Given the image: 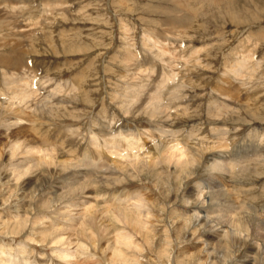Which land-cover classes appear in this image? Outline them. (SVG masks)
<instances>
[{"label": "rangeland", "instance_id": "rangeland-1", "mask_svg": "<svg viewBox=\"0 0 264 264\" xmlns=\"http://www.w3.org/2000/svg\"><path fill=\"white\" fill-rule=\"evenodd\" d=\"M16 3L13 13L7 8L0 11V54L21 48L18 56L23 54L26 67H31V75L36 77L30 88L38 87L43 93L41 88L45 86L46 91L53 92L45 98L51 103L38 110L32 107L20 116L0 110V118H8L4 123H11L17 116L24 119L9 128L0 125V264L9 263L12 257L16 259L14 264H264L263 231L254 230L256 224L264 223V0ZM174 14L186 17L184 25L169 23ZM146 35L158 43L145 42ZM17 42L22 47L15 46ZM159 49H170L161 56L163 60ZM240 59L247 67L236 75L230 68ZM163 66L174 76L164 85ZM2 84L0 75V92ZM173 89L178 99L170 96ZM133 90L141 96L131 102L128 94ZM153 95H160L156 102L167 105L166 111L156 117L145 108L151 105L149 101H155ZM216 100L227 101L229 108H216ZM2 102L5 99L0 97ZM106 122L116 131H152L151 136H142L145 144L138 152L142 160L159 157L158 143L175 136L193 145L190 154L194 151L199 156L192 164L175 167L158 162L152 168L136 163L140 158H135L132 151L122 158L109 154L116 166L112 172L100 169L83 179L81 171L85 168L79 170L71 164L73 171L68 163L81 158L90 131H98L108 125ZM20 135L42 147L45 141L58 149L48 161L64 155L69 162L48 167L40 158L42 153L33 152L29 155L32 163L38 161L36 172L14 180L8 175L13 162L29 157L24 155L25 150L18 156L9 153L11 141ZM215 149L230 154L227 160L240 163L224 183L234 203L219 217L228 212L230 219L240 215L234 222H240L238 228L248 234L241 243L222 237L206 244L208 230L193 217L201 205L192 204L189 192L210 177L207 164ZM71 175L78 178L72 184L68 180ZM84 181L90 187L83 196L101 201L95 208V245L79 234L90 219L84 216L87 212L69 207L67 200L68 189L86 187ZM64 183L69 186L64 188ZM124 194L131 197L125 200L134 199L135 194L143 197L149 209L150 221L142 224V209L135 208L139 215L133 218L144 231L143 236L127 227L120 229L122 224L114 211L132 212L125 203H118ZM206 205L208 217L217 219L214 213L220 205L216 206V201ZM102 209L111 215L101 213ZM249 218L256 223L246 230L244 223L249 226L245 222ZM101 221L106 231L98 230ZM113 228V236L121 231L133 236L132 244L122 243L123 262L112 255L108 241L111 235L107 233ZM61 250L73 256L62 258Z\"/></svg>", "mask_w": 264, "mask_h": 264}, {"label": "bare ground", "instance_id": "bare-ground-1", "mask_svg": "<svg viewBox=\"0 0 264 264\" xmlns=\"http://www.w3.org/2000/svg\"><path fill=\"white\" fill-rule=\"evenodd\" d=\"M16 1L17 0H0V11L2 9L4 10L6 8L12 11L13 9H15L17 7ZM171 1H173V0H171ZM214 1H216V0H214ZM218 2H216V3H218ZM216 3L215 4L213 3V4L216 6ZM174 5H178V2L175 1ZM175 8L180 9V7H177V6H175ZM7 9H6V11H7ZM173 10H175V9L173 8L172 11ZM17 11H18V8H17ZM174 12H176V11H174ZM11 13H13V11ZM185 18H186L185 16L179 17L178 15L174 14V16L171 17V19L169 20V23L171 25H174V26L184 25V23H185L184 19ZM10 25H12V24H10ZM9 27H11V26H9ZM2 28H4V27L2 26ZM167 39H169V38H167ZM150 40L154 41V44L158 43V41L152 40L150 35H146L145 36V42L146 41L148 42ZM145 42H144V44H146ZM15 46L22 47L21 43H19V42H17ZM20 50H21V48H15L10 53H6L7 55L6 54H0L3 56V57H0V75H1L2 80H3L2 89L0 92V97H3L5 99V102L0 103V110L2 109L5 112H13V114H14V112H16L17 113L16 115H18V116H20V114H22V113L30 111V109L32 107H34V108H36V110H38L40 107L47 106L48 103H51V102H47L45 100V98L49 97V95H51L53 92L51 90L46 91L45 86H43L41 88V89H44V91H45L43 93H41L40 90H38L39 89L38 87L37 88L36 87L30 88L31 85L34 83L33 80H36V77H34V75H31L33 73V71L31 70V67H26V65L24 63L25 61L23 60V56H22L23 54H20L21 56H18V54L20 53ZM159 50H160L159 57H161V56L165 55L164 53L168 52V50H170V49H168V50L167 49H164V50L159 49ZM129 53L130 52L128 51V54ZM160 59H162V57ZM245 66H246V62L244 60L240 59L239 61H235L234 65H233L234 68L231 66L230 69H232L231 71H233L236 75H238V73L243 71L242 69H244ZM162 70H165V73H164L165 75L163 78H161V79H163V80H161V82L164 85V83L168 82L169 80H172L174 76H173V73L171 72L172 70H170V72H169L166 70V67H164V66L162 67ZM35 86H36V84H35ZM174 86L176 88L181 87V85H174ZM156 90H154V91H156ZM132 92L133 93L128 94V97H129L131 102H132V100H134V98L137 99L138 97L141 96V95H139L140 92H138L137 90H133ZM40 93H41V96H43V98L41 100H38V98L40 99V97H41V96L38 97L40 95ZM177 93L178 92L175 89H173L172 91H170V94H171L170 96L174 97V99H178L179 95H177ZM125 94H126V92H125ZM155 95H156V93H155ZM36 97H38V98H36ZM152 99H154L155 101L154 102L149 101L151 105L148 104L150 106L145 107V108H148V109L150 108L149 109L150 111H148V112H150L149 115L151 117H156V116L162 114L164 111H166L167 105L165 104V106H164L163 104L156 102L157 100L161 99L160 95H157L156 97L153 95ZM216 101H218V100H216ZM146 103H148V102H146ZM216 105H217L216 108H218V109L220 107H223V108L228 107L229 108V104L227 101L225 102V101L219 100ZM220 109L222 110V108H220ZM146 111H147V109H146ZM23 115H25V114H23ZM18 116L15 118L13 116L14 120L9 124L4 123V122L8 121L7 117H1L0 118V125L3 124L5 126H7V128H9L11 126L18 125V123L20 121H24L23 117L20 118ZM112 123H114V122L112 121ZM105 124H108V125L102 126L100 128L98 127L99 128V129L97 128L98 131H96L94 129L92 131H90L89 134H90L91 138L86 141L87 145L88 146L90 145V147H87V145H86L85 150H83L82 154L80 155L81 158H76L75 162L68 163V166L70 165L71 166L70 168L73 169V171H75V170L72 167V165L78 166L79 168H77V169H79V170L80 169L82 170V168L86 169V170L83 169L84 171H81V173H82L81 178H83V179L88 178L86 176H88L89 174H93V172L99 173L100 169H104L108 173L110 171L112 172V170L115 169L116 166L113 165V163H111L112 159L110 158L109 154L114 155V156L118 155V157L122 158L123 157L122 155L126 154L129 151H132L133 156L135 158H140L139 159L140 161H136V163H143V164H145L149 167H152V168L158 162H160V163L165 162L166 164L171 163L175 167L180 166L183 163L184 164L185 163L192 164L191 161L196 159L199 156L194 151H193V153L190 154L189 149H191V147L193 145L189 146V144L187 143L186 140H182V139H180L181 137L178 138L175 136L173 138L170 137V139H168L166 141L164 140L163 143L162 142L158 143L159 150H157L156 152L158 153L159 157L156 156L154 159L151 158V159L142 160L143 158L140 157L142 155H140L138 153L141 150V148L144 147V144H145V140L142 136L143 135L147 136V137H149V135L151 136L153 133H151L152 131L150 129L142 128V130L141 129L133 130V129L128 128L127 130L116 131L115 129H113L114 125L112 126L108 122H106ZM215 129H217V128H215ZM74 133H75V131H74ZM21 136L22 135H20V137H16L13 141H11L12 144H11V148L9 150L10 155L14 156V154H16L18 156L21 150H25L24 155H25V153L27 155H29L30 153L33 154V152H41L42 155L40 158L42 159V161H44V160L46 161V165L48 167L49 166L55 167L61 163L69 162L68 157H64V155L59 156L56 160L48 161L49 159H53L55 157V150H58V149L52 148L49 144H45V141H43L42 142V144L44 145L43 147H46L44 149L41 146V143L35 144V142L34 143L32 142L33 140L26 139L25 137L22 138ZM140 140L142 141L141 144L139 143ZM50 148H52V149H50ZM215 150L217 151L216 154H214L213 159H211V162L207 164V172L210 174V177L208 178L207 181L197 183L194 187L191 188V190L189 192V197L192 198V204L198 203V205H197L198 207H199V204L201 205L199 207L200 209L194 210L193 217L195 218V221L198 223V225H202L203 228H207V230H208V234L205 236V243L206 244H208L206 242L208 240H212L214 238L221 239L222 237H224L223 239L229 238L228 239L229 241H230V239H232V241L234 243H241V241H242L241 239H246L248 237V234L245 233L244 230H240L241 226H240V228H238L239 227L238 224L240 222H234V220L239 219V218H237L238 214H236L235 217H233L231 219L227 217V215L230 212H228L227 215L225 214L226 216L224 215V217L223 216L219 217L220 216L219 214L221 211H224V212L229 211L230 205H232L234 203V201L232 202L230 200V197H229L230 195L226 191V189L224 188V183L228 182V179L230 176L229 173L231 174L233 168L235 169V166H237V165L239 166L240 163L238 161H235V160H233V161L227 160V158L230 157V154H229V156H227L225 151L223 152L221 149H219V150L215 149ZM32 154L29 155V157H25L24 159L20 158L17 161L13 162L12 172L8 175L13 177L14 180H17L19 177L24 176V175H28V174L32 176V174H34L36 172V167L38 166V161H36L35 163L34 162L32 163V161L34 160L32 157ZM114 162H118V161L114 160ZM237 162H238V164H237ZM119 164L121 165L122 163H119ZM120 169H122V168H120ZM77 179L78 178L73 176V175L68 177V180L71 182V184L74 181L76 182ZM84 182L87 185L86 187H81V186L76 187V188H73L72 191H69V189H68V191H67V189H65V190L67 191L68 195L70 196L67 198V200H69V202H70L69 207H72V206L80 207L82 210L87 212L84 216H86L87 218H90V219L86 223L85 222L83 223L82 227L80 228L79 234L81 236H84L87 240H89L91 245H95V243L97 241V239L95 237L96 236L95 233H97V231H96L97 230V228H96L97 227L96 226V214L95 213L97 211L95 208H96V206H99V203L101 201H99L94 196H83L84 190L87 189L88 187H90V184L88 182H86V181H84ZM63 186H64V188H67L69 186V184L64 183ZM55 192H53L52 194H54ZM136 193H137V191H136ZM124 196L125 197L123 199H121L119 197L118 203H120L119 205L125 203L126 207H129L132 209V212L128 210V214H127V213H124L122 210H115L114 211V214H116L117 220L122 224V227H120V229L127 227V228H130L132 230L133 234H136L138 236H143L142 233H144V231L139 226L140 224L136 223L135 218H133V217H136L139 215V213L135 211V208H137L139 211L142 209L141 214H142V220L143 221L141 223L142 224H145V223L148 224L149 223L150 214H149V209L147 207H145L144 198L135 194L134 199L125 200V199H127V197H129V199H131V197H130V194H124ZM209 201L210 202L216 201L217 202L216 206L220 205L219 207H221V209L215 210L214 214L216 215L217 219L215 218L213 220V219L209 218L208 217L209 212L204 210L205 206H207L206 203H209ZM106 202H107L106 204H111L112 201H110V202L106 201ZM235 209H237V208H235ZM100 212L101 213H107V215L109 214V216L111 215L110 212H107V209H102ZM238 216H240V215H238ZM221 218H228V219L227 220L225 219L226 221L224 220V222L223 221L221 222L220 221ZM215 220H218L219 223H217ZM90 222H92V223L90 224ZM245 222L247 224L249 223V226L247 225L248 227L244 223V227L246 230H247V228L250 227L251 224L256 223V222H252V219L247 220ZM227 223H229L230 225L226 226ZM232 224H235L236 226L238 225L237 228H234L233 227L234 225L231 226ZM102 225H103V222L101 221V223L99 225L100 227H98V230L101 229L103 231H106V229L104 227H101ZM254 230L264 232V223L256 224V228H254ZM114 232H115V229L113 228L111 231H109V233H107V235H109V234L111 235V237L108 239V241L112 247V255L114 256V259L117 262L118 261L123 262L124 259H123L122 255L120 254L121 253L120 249L122 246H124L122 243L127 244V245L132 244L133 243V236L128 231H121L120 233L115 234L113 236L112 233H114ZM263 232L260 234H262V237L264 239V233ZM257 237H260V236L257 234ZM55 239H57V237H55ZM253 247H254V245L252 246V248ZM61 253H62L61 254L62 258H65L68 255L73 256L68 250H61ZM15 260L16 259L14 257H12L10 262L6 263V264H14ZM26 264H28V263H26Z\"/></svg>", "mask_w": 264, "mask_h": 264}]
</instances>
